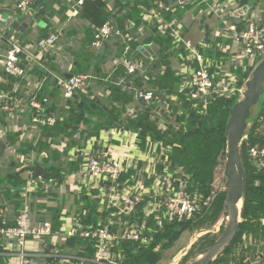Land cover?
I'll list each match as a JSON object with an SVG mask.
<instances>
[{
    "label": "crops",
    "instance_id": "0c3cea01",
    "mask_svg": "<svg viewBox=\"0 0 264 264\" xmlns=\"http://www.w3.org/2000/svg\"><path fill=\"white\" fill-rule=\"evenodd\" d=\"M19 1L0 0V206L7 210L11 223H15L20 212L28 206L34 226L44 222L52 224L51 238L42 244L30 242L26 245L32 264H93L95 254L89 257L86 252L89 242L84 241L86 239L78 242L79 237L70 238L68 233L77 221L87 228L100 227L114 219L104 213L106 210L103 209L98 190L88 188L94 183L93 179L81 177V167L73 170L74 166L77 167L74 162H80L74 157L78 156L82 147L78 146L68 154V149L77 142L66 135L64 130L67 126L58 132L49 131L53 125L35 124L33 118L54 117L47 114L51 110L57 113L58 123L65 122L68 114L58 113L61 111L58 105L61 108L66 105L59 80H68L73 75L97 77L94 78L89 99L93 95L104 102L111 96L112 90L105 84L108 80L101 77H111L118 72L120 75L122 68L127 74L122 65L126 56L120 52L123 44L110 40L99 48L92 46L96 31L110 18L119 28H134L135 39L127 47L134 45L135 52L131 57L143 61L146 66L144 71L148 70L149 78L144 77V71L136 74L141 79L139 85L149 87L150 82L156 83L153 91L157 92L159 100L153 103V111L162 110L163 118L160 121L164 125L159 123L158 130L167 131V121L172 118L173 110L176 109L180 115L184 102L191 101L186 88V70L197 67L195 59L192 56L182 58V49L172 42V45L169 44L171 55L157 69L162 43L173 36L172 31L164 33L160 30V21L177 25L183 40L191 41L196 51L204 57L216 84L228 87L230 98L239 101L243 97H240L241 91L245 92L250 79H247L248 74L264 59L262 56L258 62L259 57L255 61L246 57L243 47L235 44L221 30L222 21L231 20L243 29L244 17L264 16V0H186L184 3L178 0H161L160 3H156V0H82L81 4V0H35L31 14L16 10ZM147 2L148 6H145ZM179 9H186V12L179 14ZM132 10L134 12L130 14ZM52 32H58L60 40L45 58L40 59L37 57V44ZM10 34L18 36L25 50L22 62L26 67L24 78L8 77L5 73ZM162 37H166V40L162 41ZM130 78L127 74L122 79L125 83L120 81L122 90L127 93L130 92L128 87L139 86L132 84ZM173 86L178 88L173 91ZM4 95L21 98L23 106L13 111L5 110L7 101L2 98ZM261 102L264 104V95ZM142 104L134 95L123 118H135ZM90 110L93 112L91 107ZM70 132L71 129L67 130L68 134ZM150 139L147 136L144 142L139 132L115 127L102 131L101 137L90 146H93L94 152L112 150L114 155H119L117 152L131 144L137 150L131 149L135 162L129 171L136 174L142 171L144 176L143 172L152 160L148 153ZM45 144L51 146L50 150L45 149ZM78 144L81 145V142ZM160 161L159 171L162 170V159ZM50 168L64 171L60 183L48 177ZM39 177L48 183L57 181L58 186L52 195H44L40 182L32 185L31 182ZM89 202H96L98 208L95 210ZM252 243L246 241L244 247ZM258 246L264 254V245ZM17 251L16 245L8 246L0 242V264H19ZM238 252L251 257V264L252 261L264 264V258H252L255 254H249L243 247Z\"/></svg>",
    "mask_w": 264,
    "mask_h": 264
},
{
    "label": "built area",
    "instance_id": "2783aa9c",
    "mask_svg": "<svg viewBox=\"0 0 264 264\" xmlns=\"http://www.w3.org/2000/svg\"><path fill=\"white\" fill-rule=\"evenodd\" d=\"M161 0H156L160 3ZM184 3L186 0H178ZM193 1V0H192ZM35 0H20L16 10L22 13L31 14ZM83 3V1H79ZM146 18V17H144ZM244 28L240 29L231 20L222 21L226 37L235 44L242 46L244 55L250 60L255 61L257 57L264 55V16L244 17ZM160 30L164 33L172 31V37L179 43L185 45L190 51L192 59H195L197 67L193 70L187 69L188 78L186 88L190 100H198L207 105L208 99L216 96L229 98L228 87L216 84L214 76L210 72L202 54L194 48L191 41H185L177 25L160 21ZM134 28H119L112 18L108 20L95 34L92 46L99 48L106 42L113 40L129 46L135 39ZM221 36L222 33L219 32ZM60 34L52 32L47 37L41 39L37 44V57L45 58L58 44ZM9 50L5 62V73L9 77L24 78L26 67L22 64L25 50L21 41L15 34H10L8 38ZM126 72L131 77L145 70L143 61L135 57H125L122 60ZM62 84V95L68 100L76 93L88 94L94 84V77L91 75H73L68 80H59ZM121 83H125L121 80ZM144 105H151L158 101L157 92L143 88H127ZM241 95L244 94L243 90ZM7 101L4 109L13 111L22 105L21 98L2 96ZM10 102V103H9ZM34 105V104H33ZM159 119L163 118L161 110H156ZM56 117H34L35 124L52 126L56 123ZM161 125L163 122L160 121ZM164 126V125H163ZM248 140L245 135L243 141ZM243 143V142H242ZM242 146V144H241ZM93 146L79 149L78 156L74 159L80 161V176L93 179L94 183L91 190L97 189L99 197L102 199L103 209L112 219L106 225L100 227H87L77 221L68 233V237H81L94 242L96 249L93 264H118L114 259V250L121 243L135 242L150 244L152 237L149 235V220L153 218L156 228L163 230L165 223L190 221L208 210L211 205L210 197H204L199 193L189 190V177L181 168H172L169 150L163 142H148V153L151 155L147 169L143 172H134L131 176L132 183L126 182L123 186L119 185V180L124 174L133 169L135 157L131 149L137 150L131 144L126 145L119 155H114L113 151L94 152ZM138 148V147H137ZM251 164L260 172L264 173V148L257 146L251 147L248 151ZM167 154V155H166ZM157 155V156H156ZM163 155L165 157H163ZM161 171L158 164L161 162ZM138 170H136L137 172ZM141 172V175H140ZM82 181V179H81ZM40 182L43 192L50 195L58 183H48L43 178L33 180V186ZM30 190V189H29ZM140 212L144 219L141 220ZM136 219V220H135ZM117 227L114 228L113 227ZM53 236V228L50 222L41 223L34 226L31 221V209L25 207L17 216L15 223H11L7 210L0 206V242L18 248L17 257L19 264H32L31 256L26 251V245L30 242L42 244L46 239ZM261 246V245H260ZM263 246V245H262ZM6 249V248H5ZM262 259L264 254L259 248L257 254L252 258ZM251 260V257L249 258ZM252 264H255L252 261Z\"/></svg>",
    "mask_w": 264,
    "mask_h": 264
},
{
    "label": "trees",
    "instance_id": "16d2710c",
    "mask_svg": "<svg viewBox=\"0 0 264 264\" xmlns=\"http://www.w3.org/2000/svg\"><path fill=\"white\" fill-rule=\"evenodd\" d=\"M145 6H148V2L145 3ZM179 10V14L186 12V9ZM133 12L132 10L130 14ZM165 40L166 37H162V41ZM172 42L173 45L176 43L180 49H182V58H184V56H191L190 51L172 37L170 40H166L162 43L163 49L160 53V63L156 64L157 69L159 65L166 62V59L171 55L169 52L171 49L169 44L172 45ZM120 52L126 57H131L135 52L134 45L131 47H120ZM261 57L262 55L259 56L258 62L261 60ZM251 71L248 76H250ZM126 77L127 74L125 75L123 68L120 75L118 72L111 77L106 75L101 77L104 80H108L105 84L112 90L111 96L107 97L104 102L94 98L93 95L91 99H89L92 91L91 88L88 94L76 93L71 99L66 100V105L63 106L64 108L58 105L61 110L58 112L60 115L68 114L65 122L62 124L58 123L59 118L57 117V113L54 114V111L51 110L49 112L47 111L48 116L57 118L53 127L47 126L51 128L49 131L57 130L56 132H58L59 129H63L66 126L68 127L64 130L66 135L77 142L75 146L68 149V154L78 146H81V149L89 147L93 141L101 137L102 131L115 127H122L139 132L144 142L147 136H149L152 141L163 142L165 146L170 149L169 157L172 162V168H181L184 170L185 174L189 177V190L194 193H199L204 197L211 196L210 187L213 179L212 171L217 163V156L221 151L222 153L226 152V125L230 117V110L238 102V99L216 96L214 99H208L206 106L198 100L185 101L183 112H181L180 115L176 113L177 110L174 109L173 111L175 112H173L172 118H168V121L166 119V121L169 122V129L163 132L158 130L160 119H155L156 113L153 111V106H155V104L148 106L142 104L135 118H123L134 96L133 93L129 92V94L122 90L120 81ZM144 77L149 78L148 70L146 72L144 71ZM130 79L132 84L135 83L136 86L139 85L141 80L138 75ZM137 87L140 89H150L152 87L151 90H155L156 83L155 81L154 83L150 82V88L142 87L141 85ZM171 88L175 91L178 87L173 86ZM90 107L93 109V112H90ZM258 108V112L255 113V115L252 114L249 120V123H252V125L251 127L248 126L245 134L248 136V140L243 141L241 146L242 162L248 180V187L244 193L242 222L239 224L238 232L230 245L210 264H251V260L248 256L239 253L238 250L243 247V250L245 248V251L249 252V254L256 255L259 248L258 244L264 245V173L258 171L251 164L250 155L248 153L249 149L254 146L264 148V104H262L261 101L259 102ZM88 112L89 114L86 118V113ZM92 126L94 128L90 129ZM69 129H71L70 134L67 133ZM79 141L81 145L78 144ZM45 147V149L50 150L51 146L45 144ZM76 164L77 167H73L75 171L81 167L80 162H74V165ZM48 173V177L60 183L61 175H63L64 171L50 168L48 169ZM133 173L134 172L131 171L124 174L119 180V185L123 186L126 182L131 184V176ZM44 195L48 196L46 194ZM50 195H52V193ZM221 197L226 198V192L223 194L221 193ZM89 205L94 207L95 210L98 208L96 202H89ZM95 214H97L96 211ZM202 214L183 223L166 222L163 230L156 228L153 218L150 219V229L148 230L149 235L152 237L150 244L135 242L121 243L118 248L114 250L116 261L119 264H157L161 259V254H159L161 252L159 250H164L173 245L179 235L190 227L196 219H200ZM140 217L141 220L144 219L142 212H140ZM78 240V242H83L84 239L79 237ZM84 241L89 242L86 252L89 257H93L96 252V249H94V242L90 240ZM246 241L253 243L244 247ZM214 243V240L211 241V246Z\"/></svg>",
    "mask_w": 264,
    "mask_h": 264
},
{
    "label": "water",
    "instance_id": "95a60500",
    "mask_svg": "<svg viewBox=\"0 0 264 264\" xmlns=\"http://www.w3.org/2000/svg\"><path fill=\"white\" fill-rule=\"evenodd\" d=\"M263 95L264 60L253 70L251 78L246 83L243 97L230 110L226 125L227 153L224 174L227 197L224 215L230 220L224 223L225 230L221 237L211 247L200 252V255L204 257L189 264H210L230 245L238 232L243 209L240 205L244 204V193L248 187L241 157V144L248 129L252 111L259 105Z\"/></svg>",
    "mask_w": 264,
    "mask_h": 264
},
{
    "label": "rangeland",
    "instance_id": "374dc122",
    "mask_svg": "<svg viewBox=\"0 0 264 264\" xmlns=\"http://www.w3.org/2000/svg\"><path fill=\"white\" fill-rule=\"evenodd\" d=\"M249 77L251 78V75L247 79ZM258 109V106L254 108L252 114L255 115ZM248 125L251 127L252 123L248 121ZM226 153L227 147L225 153L221 151L217 156V163L212 171L211 196H208L211 199L209 209L203 212L200 219H196L190 227L184 230L173 245L164 250H159L161 252L159 253L161 254V259L157 264H189L195 260H199L204 257L200 255V252L211 247L210 242L213 240L216 242L223 234L225 230L224 223L229 221L224 215L226 198L221 197V193H225L226 190V178L224 174ZM243 205L241 204L242 207ZM240 221L242 222V213Z\"/></svg>",
    "mask_w": 264,
    "mask_h": 264
},
{
    "label": "bare ground",
    "instance_id": "6f19581e",
    "mask_svg": "<svg viewBox=\"0 0 264 264\" xmlns=\"http://www.w3.org/2000/svg\"><path fill=\"white\" fill-rule=\"evenodd\" d=\"M240 207H241V205H240ZM228 220H230L229 218H228ZM229 221H227V223H228ZM201 257H203V256H201ZM202 259V258H201Z\"/></svg>",
    "mask_w": 264,
    "mask_h": 264
}]
</instances>
